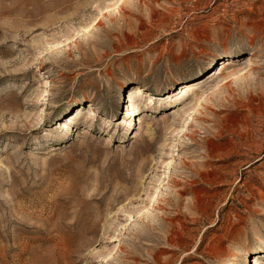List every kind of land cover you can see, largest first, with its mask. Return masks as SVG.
Returning a JSON list of instances; mask_svg holds the SVG:
<instances>
[{"label":"rangeland","instance_id":"obj_1","mask_svg":"<svg viewBox=\"0 0 264 264\" xmlns=\"http://www.w3.org/2000/svg\"><path fill=\"white\" fill-rule=\"evenodd\" d=\"M253 257L264 0H0V264Z\"/></svg>","mask_w":264,"mask_h":264},{"label":"bare ground","instance_id":"obj_2","mask_svg":"<svg viewBox=\"0 0 264 264\" xmlns=\"http://www.w3.org/2000/svg\"><path fill=\"white\" fill-rule=\"evenodd\" d=\"M250 62H251V59H249V63H250ZM246 72H247V70L241 74V77H244ZM259 91H260V88H259ZM228 107H229V106H228ZM228 107H227V108H228ZM225 108H226V107H225ZM235 109H236V108H235ZM235 109L232 108V109H229V110H235ZM222 110H223V109H222ZM226 111H227V110H226ZM217 120H220V119H217ZM218 123H219V122H218ZM213 124H214V123H213ZM216 127H217V126H216ZM217 128H218V127H217ZM182 190H183V189L179 190V192H181ZM157 196H158V195H154L153 198H156ZM68 247H69V249H70V246H68ZM71 248H72V246H71ZM65 249H66V250H65L66 252H64V254H66V253L69 251V250L67 251V248H65ZM70 251H72V250H70ZM61 256H62V255H61ZM252 263H253V264H259V263H258V259L255 258V257H253Z\"/></svg>","mask_w":264,"mask_h":264}]
</instances>
